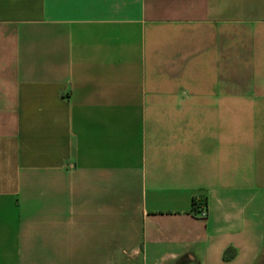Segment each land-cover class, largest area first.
Instances as JSON below:
<instances>
[{
	"label": "crops",
	"instance_id": "0c3cea01",
	"mask_svg": "<svg viewBox=\"0 0 264 264\" xmlns=\"http://www.w3.org/2000/svg\"><path fill=\"white\" fill-rule=\"evenodd\" d=\"M0 264H264V0H0Z\"/></svg>",
	"mask_w": 264,
	"mask_h": 264
},
{
	"label": "trees",
	"instance_id": "16d2710c",
	"mask_svg": "<svg viewBox=\"0 0 264 264\" xmlns=\"http://www.w3.org/2000/svg\"><path fill=\"white\" fill-rule=\"evenodd\" d=\"M199 206H200V203H199V200H194L193 201V211L195 213H198V209H199ZM234 249L232 248H229L226 250L225 254H224V258L225 259H230L233 255H234Z\"/></svg>",
	"mask_w": 264,
	"mask_h": 264
},
{
	"label": "built area",
	"instance_id": "2783aa9c",
	"mask_svg": "<svg viewBox=\"0 0 264 264\" xmlns=\"http://www.w3.org/2000/svg\"><path fill=\"white\" fill-rule=\"evenodd\" d=\"M197 214H198V216H200L203 219L207 217L206 207L204 204L199 206Z\"/></svg>",
	"mask_w": 264,
	"mask_h": 264
}]
</instances>
